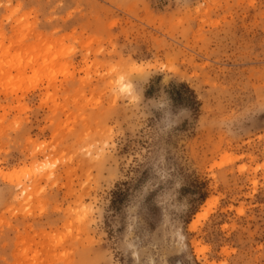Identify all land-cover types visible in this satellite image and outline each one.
Returning <instances> with one entry per match:
<instances>
[{"label":"rangeland","instance_id":"1","mask_svg":"<svg viewBox=\"0 0 264 264\" xmlns=\"http://www.w3.org/2000/svg\"><path fill=\"white\" fill-rule=\"evenodd\" d=\"M0 264H264V0H0Z\"/></svg>","mask_w":264,"mask_h":264},{"label":"bare ground","instance_id":"2","mask_svg":"<svg viewBox=\"0 0 264 264\" xmlns=\"http://www.w3.org/2000/svg\"><path fill=\"white\" fill-rule=\"evenodd\" d=\"M207 201V200H206ZM211 206V201L208 200L206 202V204L204 205V207L202 208V212L198 213L195 217V221H192L193 223L192 228H195L197 226V223L199 222L200 219L205 218L208 216L209 212H208V208ZM206 208V209H205Z\"/></svg>","mask_w":264,"mask_h":264},{"label":"trees","instance_id":"3","mask_svg":"<svg viewBox=\"0 0 264 264\" xmlns=\"http://www.w3.org/2000/svg\"><path fill=\"white\" fill-rule=\"evenodd\" d=\"M190 97H189V100L194 104L196 105L197 102H196V97L194 96V94L192 92H190ZM180 97V96H179Z\"/></svg>","mask_w":264,"mask_h":264}]
</instances>
